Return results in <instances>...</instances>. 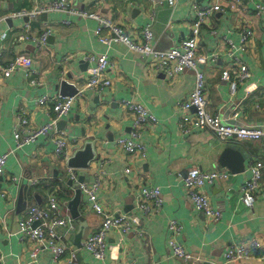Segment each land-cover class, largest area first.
Listing matches in <instances>:
<instances>
[{
    "label": "crops",
    "instance_id": "1",
    "mask_svg": "<svg viewBox=\"0 0 264 264\" xmlns=\"http://www.w3.org/2000/svg\"><path fill=\"white\" fill-rule=\"evenodd\" d=\"M47 1L0 0V18L5 19L0 22V70L10 63L17 64L14 71L0 73V154L14 148L13 129L20 111L25 112L33 126L45 124L51 114V105L40 107L36 100L60 94L57 85L61 80L70 84L83 80L91 65L87 56L106 54L110 62L107 76L112 81L111 87L100 97L85 93L68 116L58 122V129L74 142L70 155L81 147L85 138L96 139L98 157L81 177L88 181L84 182L87 184L97 177L102 178L96 195L106 210L127 215L135 213L134 195L142 185L159 188L163 199L158 214L137 213L141 228L132 226L122 237L118 260L106 258L100 262L81 246L100 228L103 217L91 210L87 196L81 194L77 207L79 216L74 220L75 231H59L69 248L79 249L77 264H191L171 256L167 244L170 220H176L181 226L177 241L200 259L196 264H263L264 168L252 208L241 203L240 189L251 178V163L259 161L264 165V142L236 138L218 141L210 132L195 129L181 134L178 128L181 111L176 103L193 90V72L169 77L151 71L143 58L121 43L115 42L106 48L94 35L98 26L95 20L63 13H47L46 17L41 14L28 21L10 18L14 12L29 11ZM131 2L130 7L122 0H71L74 8L110 18L133 39H139L141 29L150 25L157 51H168L189 38L194 20L191 5H206L208 0H175L172 7L164 0ZM223 2L224 11L213 18L216 35L206 28L201 32V48L207 56L201 69L207 76L208 109L227 123L264 128V13L256 9V5H260L264 11V0ZM45 24L52 27L53 34L42 50L36 51L31 42L17 41L21 35L39 34ZM249 29L253 36L243 50L241 34ZM230 46H234L232 53L250 73L234 94L221 80L222 70L232 62L227 55ZM214 54L217 58L212 61ZM26 70H39L43 84L29 86ZM250 86L255 89L249 91ZM124 100L142 103L156 118L155 126L142 131L141 141L146 147L143 161L131 162L115 147L116 139L127 137L131 132L132 116L120 105ZM54 150L50 137H39L32 144L14 150L7 159L0 181V264H31L30 242L19 240L15 234L25 212V208L19 211L17 206L20 188L27 187L23 196L26 206H42L49 196H54L61 213L70 215L67 204L75 191L64 181L68 167L55 156ZM226 152L228 156L221 164ZM127 167L132 168V173H124ZM190 168L230 175L227 180L205 187L210 203L221 213L217 223L209 222L185 198L183 179ZM141 176L143 181L139 179ZM13 178L20 182L12 183ZM32 178L39 182L29 185L28 179ZM4 191H7L6 198L1 196ZM78 222L84 224V232L76 243ZM118 239V233L110 232L107 243ZM252 239L263 246L256 251V257L236 263L225 262L224 254L230 244L247 246ZM66 257L60 264H66ZM36 264H52L51 254L41 252Z\"/></svg>",
    "mask_w": 264,
    "mask_h": 264
},
{
    "label": "built area",
    "instance_id": "2",
    "mask_svg": "<svg viewBox=\"0 0 264 264\" xmlns=\"http://www.w3.org/2000/svg\"><path fill=\"white\" fill-rule=\"evenodd\" d=\"M122 1L126 2L130 7L133 5L131 0ZM223 1L208 0L206 5L193 3L191 6L194 20L191 24L190 37L168 51H157L154 48V36L150 25H146L141 29L139 39H133L110 18L102 16L99 13L74 8L71 0H49L32 10L14 12L10 15V18L28 21L37 18L43 13H63L82 19L95 20L98 26L94 31V35L106 48H110L115 42L121 43L130 52L137 53L143 58L151 71L159 72L169 77L185 71L193 72V90L188 96L176 103L177 108L181 111V116L178 120V128L181 134H188L191 130L195 129L210 132L218 141L236 138L239 141L262 140L264 142V128L253 125L238 126L227 123L219 116L210 113L208 109L207 76L201 69L207 62V56L201 48V32L206 28L210 34L216 35L213 18L215 14L224 11ZM164 2L170 7L175 5V0H164ZM256 9L259 13H264L260 5H256ZM152 18L153 13L150 16L151 20ZM4 20L0 18V22ZM64 23L69 24L67 21ZM52 34V27L45 24L39 34L34 36L30 34L21 35L17 41L31 42L34 45V49L40 51L46 46ZM252 36L253 31L251 29L245 30L241 34V48L243 50L247 41ZM232 52H234V46H230V52H227L232 62H229L222 70L221 80L228 85L230 92L234 94L237 87L247 81L250 73L248 67L235 58ZM216 58L217 55L214 54L211 60L215 61ZM86 60L91 63L87 69V76L83 80L72 84L75 88V93L72 96L57 94L54 96H42L36 100V104L40 107L51 105V114L45 124L38 127L33 126L23 111H20L16 115V124L13 129L14 148L7 153L0 154V179L4 175L9 155L14 150L32 144L39 137H50L55 147V156L59 160L67 161L70 156L71 143L74 142H70L67 134L57 128L58 122L68 116L73 105L82 99L85 93L90 92L100 97L112 85L111 79L107 76L110 62L106 54L89 55ZM16 68L17 64L10 63L3 67L0 73L11 72ZM25 78L27 84L31 87L43 84L42 73L39 70H26ZM254 89L250 86L249 91H253ZM120 105L123 110L132 116V126L131 132L127 137H120L115 140V147L129 157L131 162L143 161L146 156V147L141 141L142 131L155 126L156 118L140 102L124 100ZM263 168L264 165L259 161L252 162L249 166L251 178L240 189V201L246 208L253 207L256 191L260 187ZM132 171L131 167H127L124 173L130 174ZM229 176L226 173L203 172L197 168H190L183 179L185 198L199 214L203 215L211 223H217L221 218V213L210 203L205 187L227 180ZM67 179L73 184H78L81 194L87 196L91 210L103 217L100 228L95 233L89 235L81 246L83 251L100 262H104L106 258L112 261L118 260L122 237L131 230L132 226L138 229L141 228L140 220L137 217L138 212L146 216L158 214L163 204L159 188L142 185L134 195L135 213L127 215L108 211L101 205L96 195L102 186L101 177H97L91 184L78 183V173L76 170L67 168ZM139 179L143 181L144 177L141 176ZM19 182L17 178L12 179V183L18 184ZM28 182L29 185H36L39 181L36 178H32L28 179ZM1 196L6 198L7 191L2 192ZM167 227L170 233L167 244L171 256L183 263L196 264L200 259L188 252L177 241V236L181 233L179 223L176 220H170ZM60 230H63L65 233L74 232L75 221L67 212L65 214L61 213L55 197L49 196L46 203L42 206L36 204H28L26 206L24 216L18 222V229L15 234L19 240L30 242L31 264H36L40 253L44 251L51 254L52 264H60L64 256H67L65 260L66 264H77V251L79 249L69 248L63 242V235L59 233ZM110 232L118 233L119 239L117 242L112 244L107 243V236ZM262 247L261 242L256 239L250 240L247 246L244 244H230L224 254L225 262L236 263L251 260L256 257V251Z\"/></svg>",
    "mask_w": 264,
    "mask_h": 264
},
{
    "label": "water",
    "instance_id": "3",
    "mask_svg": "<svg viewBox=\"0 0 264 264\" xmlns=\"http://www.w3.org/2000/svg\"><path fill=\"white\" fill-rule=\"evenodd\" d=\"M44 17H46V13L42 14ZM69 77V76H68ZM71 79V76L69 77ZM57 89L59 90V93L63 96H72L75 93V88L72 84L65 80H61L58 85ZM60 124H57V128H59ZM97 141L95 138L87 137L82 141L81 147L75 149L69 158L66 161V165L68 168L79 171L78 173V183L82 182H88L82 180V175H84L83 171L87 170L92 162H94L98 157L97 152ZM227 152L223 155L221 164L225 162L227 158ZM243 169V166H242ZM2 178L0 179V181ZM65 182L75 191L74 197L72 200H70L67 204V210L70 213L71 217L75 220L78 218L79 214L77 211V207L80 203L81 199V192L78 189V184H73L71 181H69L67 178L64 179ZM27 192V187H22L19 190L18 200H17V206L18 210L26 208V204L24 202V194ZM79 228L78 231L74 237V241L77 243L80 241V238L84 232V224H81L78 222Z\"/></svg>",
    "mask_w": 264,
    "mask_h": 264
}]
</instances>
